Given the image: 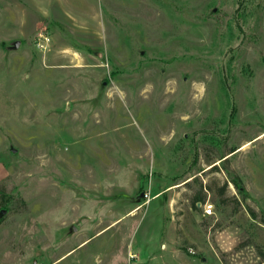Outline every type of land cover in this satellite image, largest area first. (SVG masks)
<instances>
[{
    "label": "rangeland",
    "instance_id": "rangeland-1",
    "mask_svg": "<svg viewBox=\"0 0 264 264\" xmlns=\"http://www.w3.org/2000/svg\"><path fill=\"white\" fill-rule=\"evenodd\" d=\"M261 133L264 0H0V264H264Z\"/></svg>",
    "mask_w": 264,
    "mask_h": 264
},
{
    "label": "built area",
    "instance_id": "built-area-1",
    "mask_svg": "<svg viewBox=\"0 0 264 264\" xmlns=\"http://www.w3.org/2000/svg\"><path fill=\"white\" fill-rule=\"evenodd\" d=\"M203 210L206 214H211L212 213V206L211 204H204Z\"/></svg>",
    "mask_w": 264,
    "mask_h": 264
},
{
    "label": "trees",
    "instance_id": "trees-1",
    "mask_svg": "<svg viewBox=\"0 0 264 264\" xmlns=\"http://www.w3.org/2000/svg\"><path fill=\"white\" fill-rule=\"evenodd\" d=\"M235 186L240 189L242 186L239 185V183H237V181H233ZM0 195L3 197L5 194L0 190ZM7 201V200H6Z\"/></svg>",
    "mask_w": 264,
    "mask_h": 264
},
{
    "label": "crops",
    "instance_id": "crops-1",
    "mask_svg": "<svg viewBox=\"0 0 264 264\" xmlns=\"http://www.w3.org/2000/svg\"><path fill=\"white\" fill-rule=\"evenodd\" d=\"M3 170H4V168H3L2 164L0 163V178L4 176V174H3L4 171Z\"/></svg>",
    "mask_w": 264,
    "mask_h": 264
},
{
    "label": "bare ground",
    "instance_id": "bare-ground-1",
    "mask_svg": "<svg viewBox=\"0 0 264 264\" xmlns=\"http://www.w3.org/2000/svg\"><path fill=\"white\" fill-rule=\"evenodd\" d=\"M263 135H264V133H261L258 137L263 136ZM247 144H248V143H244L242 147H245ZM132 213L134 214V213H135V210H133Z\"/></svg>",
    "mask_w": 264,
    "mask_h": 264
}]
</instances>
